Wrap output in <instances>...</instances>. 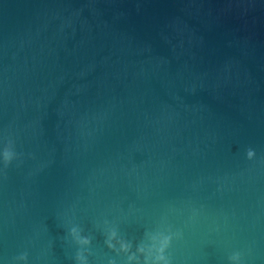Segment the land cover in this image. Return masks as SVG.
Segmentation results:
<instances>
[{"label": "water", "instance_id": "95a60500", "mask_svg": "<svg viewBox=\"0 0 264 264\" xmlns=\"http://www.w3.org/2000/svg\"><path fill=\"white\" fill-rule=\"evenodd\" d=\"M9 140L0 264H264V0H0Z\"/></svg>", "mask_w": 264, "mask_h": 264}, {"label": "clouds", "instance_id": "9594fccd", "mask_svg": "<svg viewBox=\"0 0 264 264\" xmlns=\"http://www.w3.org/2000/svg\"><path fill=\"white\" fill-rule=\"evenodd\" d=\"M256 156L255 150L252 148L247 149L246 151V157L248 160H253ZM20 159L19 154L15 151L14 142L12 140H9L7 145L3 148L2 151H0V165H2V168H0V172H3L6 170L14 161H17ZM72 233L76 234L77 229H72ZM159 235V248L157 249V254L155 256H145L143 264H172L171 257L167 255V250L169 249L172 241L174 238H180L181 233L180 232H172V230H169L168 235H164L163 233L158 234ZM116 236V233L113 232L109 239L106 241L109 248H114V245L112 244V239H114ZM157 237L153 236V239L155 240ZM77 243L80 245H90L91 239L89 237H79L76 236ZM120 248L122 251L127 252L130 248V245L121 242ZM138 251L143 252L144 249L141 247L138 249ZM134 256H129L128 259L131 261L134 259ZM27 253H22L21 255L15 257V260L17 262L23 261L25 264H27ZM75 261L76 264H89L88 257L84 255L83 250L77 251L75 255ZM229 264H241V254L240 252H234L228 257Z\"/></svg>", "mask_w": 264, "mask_h": 264}]
</instances>
